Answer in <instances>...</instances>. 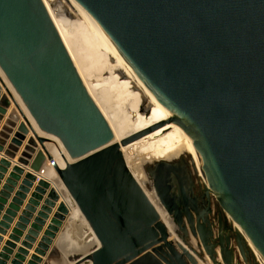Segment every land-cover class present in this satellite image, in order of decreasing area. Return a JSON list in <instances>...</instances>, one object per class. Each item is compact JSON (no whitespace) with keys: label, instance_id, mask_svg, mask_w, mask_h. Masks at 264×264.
<instances>
[{"label":"water","instance_id":"95a60500","mask_svg":"<svg viewBox=\"0 0 264 264\" xmlns=\"http://www.w3.org/2000/svg\"><path fill=\"white\" fill-rule=\"evenodd\" d=\"M76 1L135 82L170 109L172 120L192 139L208 186L188 156L145 167L148 188L173 221L172 238L129 170L121 145L112 143L113 131L44 1L0 0V70L27 111L0 75V94L1 84L7 92L0 99V118L11 105L8 96L15 104L0 132V151L21 117L4 155L15 159L32 133L17 162L30 164L33 173L25 175L17 196L23 198L33 186L46 160L54 162L99 242L78 264H264V0ZM53 137L72 159L65 157L64 167L47 146ZM10 166L1 160L2 172ZM23 173L14 167L4 189L11 190ZM48 189L22 246L29 249L35 242L61 199L45 178L13 229V242H6L0 264ZM211 201L220 214L216 229L209 223ZM68 212L64 203L58 205L36 253L44 255ZM26 255L19 249L11 264H22ZM38 262L33 255L28 264Z\"/></svg>","mask_w":264,"mask_h":264},{"label":"bare ground","instance_id":"6f19581e","mask_svg":"<svg viewBox=\"0 0 264 264\" xmlns=\"http://www.w3.org/2000/svg\"><path fill=\"white\" fill-rule=\"evenodd\" d=\"M43 1L85 87L99 109H102L101 112L106 116L105 118L114 134L112 143L121 145V152L129 170L156 206L162 220L172 232V238H176L173 221L160 204L154 190L148 188L149 178L145 167L162 160L176 162L188 156L196 166L201 182L208 186L201 169L200 157L192 139L182 127L172 120L174 115L170 109L163 106L139 83L135 82L128 68L96 32L80 3L76 0H63L64 3L68 4L67 8L71 9L69 10L72 18H68V15L65 14L67 8H64V6L57 7V0ZM117 66L124 73L126 83L123 82V76L119 77L118 71H114ZM136 94L146 101L136 97ZM16 96L25 108L19 96L17 94ZM32 122H34L33 119ZM146 130H149V132L125 145L122 144L123 140L135 137ZM39 133L44 135L40 131ZM53 140L54 142L47 144V146L54 160L60 167H64L65 157L70 162L72 159L61 141L56 137H53ZM47 171L44 178L51 183V188L59 192L61 199L58 202L65 204L66 200L64 198H66L72 210L69 211L67 207L69 212L63 222H66L68 218L70 225L62 232L57 245L66 246L71 253L70 255L79 254L80 258L98 246L99 242L54 167L48 168ZM55 179L59 180L58 183L54 182ZM79 225H83L84 229L82 233L77 234L75 233L76 226ZM36 254V256H40L38 253ZM199 264L205 263L200 261ZM210 264L212 263L210 262Z\"/></svg>","mask_w":264,"mask_h":264},{"label":"crops","instance_id":"0c3cea01","mask_svg":"<svg viewBox=\"0 0 264 264\" xmlns=\"http://www.w3.org/2000/svg\"><path fill=\"white\" fill-rule=\"evenodd\" d=\"M0 75L4 79L7 87L10 89L11 93L13 96L17 99L16 93L14 89L11 87L10 83L7 81L6 77L0 70ZM2 90L0 94V99L3 94H7L6 89L3 84H1ZM9 97V100L11 102V105L6 108V113L1 114L0 118V132L2 131L3 126L5 125V122L7 121L9 114L13 108H15L14 101ZM20 103V102H19ZM21 104V103H20ZM22 106V105H21ZM23 110L27 114V111L25 108L22 106ZM22 119V120H21ZM19 121H17V126L13 128V132L10 134V138L7 140V144L4 146L3 151H0V162L2 159H6L10 161L11 166L7 168L6 172H2L0 170V229L3 230V232L0 233V255L3 253V249L5 247V244L7 241H12L10 240V236L12 235L13 229L16 228L17 223H19V218L22 217V213L25 211L26 206L28 205L29 200L31 199L32 194L35 192V188L38 185L39 180H36L33 184V186L28 187L27 186V191L22 192L23 198L18 197L17 193L19 192V187L22 186L23 180L25 179V175L27 173H33V171L30 169V164L28 166H24L22 164H19L17 162L18 157H20L28 138L31 136L32 133L27 135L26 139L23 141V145L19 147V151L17 152V156L15 159H10L9 157L4 155V151L7 149L8 145L11 142V139L14 137L15 133H17V129L19 124L23 121V118L21 117ZM32 120V119H31ZM34 123V122H33ZM35 124V123H34ZM36 126V125H35ZM38 130V129H37ZM39 133V132H38ZM40 134V133H39ZM41 135V134H40ZM39 149V148H38ZM48 160L44 163L43 166L46 165ZM32 162V159L30 163ZM20 167L24 170V173L20 175V179L16 181L15 185H11V190L6 191L4 189L6 184V181L10 178V174L13 172L14 167ZM48 171H46L47 174ZM47 176V175H46ZM48 178V176H47ZM50 189L47 190L45 194L42 195V199L39 201V205L35 206V211L32 212L31 217H29V220L26 224H24V229L22 230V236L19 237L18 242H14L16 247L12 250L13 252L10 254H6L7 256L5 258V264H11L12 259H14L15 255L18 253L19 249H26L28 251V255L25 256V261H23L22 264H28L29 261H31L33 255L36 254V250L38 249V243L41 241L42 237L44 236L45 231L47 230L48 225L51 222V219L53 218L54 214L57 211V207L60 202L56 204L54 208H52V212L49 214V218L44 220L45 224L42 225V230L38 232V236L35 237V242L32 244V246L27 249L22 246V243L25 241L26 235H28L29 230H31V226L34 223V220L38 217V213L41 211V208L44 206V202L47 199L48 193ZM5 193V195H4ZM17 199L16 202L14 200ZM7 217V220H4V218ZM69 219L67 218L66 222L63 224L62 230L70 225ZM8 223V227L5 229L4 227L1 226V223ZM5 229V230H4ZM60 229V231H62ZM62 231V232H63ZM60 232H58L57 236L59 235ZM13 242V241H12ZM62 247V248H61ZM70 251L67 249L66 246L63 245H56V238L53 240V243L48 247L47 250H45L44 255L38 256L40 258V262L37 264H78L76 261L79 258V254H72L70 255Z\"/></svg>","mask_w":264,"mask_h":264},{"label":"rangeland","instance_id":"374dc122","mask_svg":"<svg viewBox=\"0 0 264 264\" xmlns=\"http://www.w3.org/2000/svg\"><path fill=\"white\" fill-rule=\"evenodd\" d=\"M56 5H57V7L58 6H64V8H67V6H68V4H66V3H64V1L63 0H57V2H56ZM70 9V8H69ZM68 8H67V12L65 13V14H67L68 15V18H72V14L70 15V10H69ZM118 71V75H119V77H122L123 75H124V73H122V70H120V68L117 66V68H114V71ZM126 78V77H125ZM125 78H124V76H123V82H125L126 83V80H125ZM137 95V94H136ZM135 95V96H136ZM136 97H139V98H141V99H143V100H145L144 98H142L140 95H137ZM146 101V100H145ZM146 104V103H145ZM102 110V109H101ZM104 115V114H103ZM105 116V115H104ZM106 117V116H105ZM187 160H188V158H187ZM188 162H189V160H188ZM49 179V178H48ZM58 179H55L54 180V182L55 183H58ZM65 200H66V206L69 208V211H72L71 210V207H70V205H69V203H68V201H67V199L66 198H64ZM65 222H63V224H64ZM63 227V226H62ZM62 227L60 228L61 230H62ZM77 227H78V229H77ZM80 229V230H79ZM83 229H84V227H83V225H79V226H76V231H75V233H77V234H80V233H82V231H83ZM63 231V230H62ZM62 231H60V233H59V235L56 237V245L58 244V240H59V238H60V236H61V234H62Z\"/></svg>","mask_w":264,"mask_h":264},{"label":"flooded vegetation","instance_id":"af4514ba","mask_svg":"<svg viewBox=\"0 0 264 264\" xmlns=\"http://www.w3.org/2000/svg\"><path fill=\"white\" fill-rule=\"evenodd\" d=\"M188 181L190 180L188 179ZM207 207H208V204L206 203L204 208L206 209ZM210 210H211V213H210ZM219 221H220L219 211L217 207L215 206V202L211 201L209 202V223H215L216 225L215 229H216L219 226Z\"/></svg>","mask_w":264,"mask_h":264},{"label":"built area","instance_id":"2783aa9c","mask_svg":"<svg viewBox=\"0 0 264 264\" xmlns=\"http://www.w3.org/2000/svg\"><path fill=\"white\" fill-rule=\"evenodd\" d=\"M50 167H54V162L53 161H47L46 165L42 167L41 171L39 172V174H37V180H41L42 178L45 177V173L48 170V168Z\"/></svg>","mask_w":264,"mask_h":264}]
</instances>
